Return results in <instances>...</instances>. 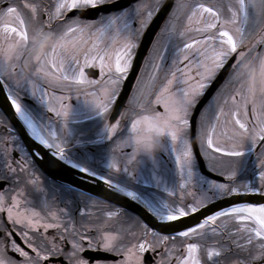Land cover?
<instances>
[{
    "label": "snow or ice",
    "instance_id": "snow-or-ice-1",
    "mask_svg": "<svg viewBox=\"0 0 264 264\" xmlns=\"http://www.w3.org/2000/svg\"><path fill=\"white\" fill-rule=\"evenodd\" d=\"M112 3L113 0H55L54 4L46 0H23V8L30 12V16H26L20 3L0 0V21H3L0 23V88L7 92L6 99L10 101L19 119L31 129L32 135L42 144L54 148V154L58 157L64 153L62 139H51L56 137L54 131L50 133V139L40 134L28 115V105L23 97L30 96L38 100L51 112H55L57 117L65 118L69 105L63 103L65 97L41 88L34 77L43 78L55 87H63L65 81L94 86L95 91L87 95L91 96L93 105L106 119L122 78L132 66L139 37L148 22L162 8L165 0H136L131 10L135 20H138V26L125 29L123 34L118 29L114 30L115 34L109 36L112 44L101 47L99 37L109 35L113 31L111 29H115V17H111L107 22L104 16H100L98 20H88L84 17L88 12ZM257 5L264 6V0H236L235 5H229L231 17L224 18L221 14L223 5L213 6L200 2L189 4L185 0L182 5H173L161 32L157 33L160 35L165 29L169 31V39L174 41L176 50L173 64L179 60L186 63L182 70H169L165 73L166 82L155 93L154 101L150 99V91L145 93L142 90L135 108L141 105L149 108H152L153 104L163 105V112L152 108L156 115L153 126L157 127L158 131L166 130L174 144L178 140L182 141L178 146L176 159L182 172L186 170L187 175L165 205L163 214L155 217L156 223L149 225L139 218L125 216L124 227L108 231L105 230V223H96L89 219L79 226L64 224V232L61 233L60 218L55 213L49 215L58 222H48L47 218L42 217L35 209L20 207L17 195H13L9 203L6 193L0 192V210L7 212V222L0 220V264H100L99 260L93 261L91 257L86 256V250L115 253L122 257L116 264H146L144 257L151 251V264H171L178 248L181 251L180 255L175 257L176 264H264V203H233L182 229H177L173 223L233 194H260L264 198V145L261 146L262 150L258 156V185L237 183L234 178L233 159L240 155L246 138L250 139L254 146H257L258 136L264 138V108H261L257 125L249 127L244 120L238 118L242 105L236 102L233 95V103L228 111H225L224 104L217 103L207 114L201 113L191 142L189 137L193 106L230 57L237 54L235 62L231 64L229 82L236 81L233 72L242 55L254 56L260 61L261 68H264V50L255 51L256 45H264V35L254 31L257 25L264 31V13L256 11ZM178 8L188 9L187 22L195 27L180 30L178 33L174 27H168L170 23H175ZM72 10L74 15H66ZM29 18L37 19L52 31H57V27L52 23L56 21L58 31L64 33L66 41L50 52L44 65H34V72L29 70L25 73L24 69L17 71L16 61L20 55L16 49L27 46L28 33L25 25ZM187 31H194L201 38L187 37V42L175 41L176 35L185 37ZM115 36L121 39L117 41ZM155 43L156 41H153V44ZM246 43L250 45L248 50H241ZM149 51L151 52V49ZM157 56H162V53L158 52ZM148 59L146 58V62ZM90 62L98 64L101 80L85 77L82 65ZM151 63L155 68L161 67L155 58H152ZM149 75L152 78L156 76L155 73ZM178 83H182L183 87L178 86ZM239 85L238 91L246 103L244 86ZM256 111L257 109L253 108L254 114ZM125 114L122 112L120 115L123 117ZM244 115L246 116V112ZM118 123L119 121L110 125L105 123L109 136L117 129ZM140 124V120L132 119L131 128L136 129ZM43 127L41 125V128ZM127 142L128 137L120 141ZM197 142L201 154L210 165V170L224 176L227 181L210 180L208 189L200 192L193 191L192 173L188 167L194 155L193 144ZM11 146H3L4 156L8 155ZM109 168H117L116 163L110 162ZM82 171L95 175L89 173L88 169ZM13 177L18 179L16 169L8 163L5 169L0 170V179ZM99 179L106 181L110 188L116 187L111 175L99 176ZM95 202L108 207L104 201ZM81 212L84 213L85 210L81 209ZM106 216L116 217V212L108 211ZM13 227L19 230V237L26 247L15 238ZM39 228L56 229L60 242L57 243L46 233L39 232ZM218 233L230 241L231 248L215 239ZM210 240L214 246H208ZM65 243L70 247H64ZM10 250L18 254L19 258L11 255Z\"/></svg>",
    "mask_w": 264,
    "mask_h": 264
},
{
    "label": "flooded vegetation",
    "instance_id": "flooded-vegetation-1",
    "mask_svg": "<svg viewBox=\"0 0 264 264\" xmlns=\"http://www.w3.org/2000/svg\"><path fill=\"white\" fill-rule=\"evenodd\" d=\"M11 2L20 3L21 8L23 7V0H11ZM46 2L54 4L55 0H46ZM187 2L189 4L200 2L213 6L223 5L221 14L224 18L231 17L229 5L236 4V0H187ZM135 3L131 4L124 10H119L109 14H100L98 16L97 20L100 16H104L106 22L111 17H115L116 20L115 29H111L113 31L109 35H101L99 37L101 47H108L112 44V40L109 38V36L115 34L114 30L118 29L123 34L125 29H131L138 26V20H135L134 12L131 10L132 6ZM184 3L185 0H173L172 5L157 33L161 32V28L165 24V20L168 18L169 13L173 10V5H182ZM187 15L188 9L178 8L175 13V23H170L168 27H174L176 33H178L180 30L195 27L194 25L188 24ZM150 21L148 22V24L150 23ZM0 23H3V21H0ZM52 23L57 27L58 31L59 27L56 21H53ZM254 31L259 35H264V31H261L259 25L256 26ZM157 33L153 38V41H156V43L153 44L152 41L150 47L148 48V51L139 67L137 76L123 102L121 110L112 119H110V113L121 93L124 81L132 66L129 68L127 75L122 78V82L118 88L116 99L112 102V107L109 109L106 119L104 115L99 113V111L93 105L91 96L87 95L95 91L94 86L80 85L75 81H65L63 87H55L49 85V83L43 78L34 77L36 83L39 84L41 88L47 89L49 93H55V95L57 96L65 97L63 103L69 105L67 116L65 118L57 117L55 112H51L46 106H44L43 103L39 102L38 100L33 99L30 96L23 97L24 102L28 105V115L30 116L32 122L37 126L40 134L45 136L46 139H50V133L54 131L56 133V137H51V139H56L57 137L62 139L64 145V153L60 157L66 164L80 170L88 169L89 173L95 175L97 174L96 176L98 177L111 175V177L114 179L115 185L123 189L127 188V184L136 177L137 173H131L133 176L130 177L129 175H122V172H126V174H129L131 171L135 170V168L138 167V164L140 165L141 170L143 167V169L145 170L152 165V160L151 162L148 161L147 156L143 154H136L133 152L130 142H127V145H125L124 147L121 146L125 143H120V141H122L129 135L131 121L133 119L131 112L133 110H136L135 105L138 98H140L141 91L143 90L145 93L150 91L152 93L150 99L154 101L156 98L155 93L158 92L162 84L166 82L164 80L165 73L169 70H182L186 63V61L179 60L175 65L173 64V61L176 59V50L174 41L169 39V31L165 29V31L160 35H157ZM142 34L139 37L137 47ZM187 37H193L196 39L201 38L194 31H187L185 37L176 35L175 41L179 42L180 40H183L184 42H187ZM115 39L119 41L121 37L115 36ZM179 46L182 47V44H180ZM249 47L250 45L246 43L244 46H242L241 50L247 51ZM150 49L151 52L149 51ZM261 50H264V45H256L255 51L259 52ZM158 52L162 53V56H157ZM24 58V54H21L19 60L16 61L18 64L17 71L23 69ZM146 58H149L147 62ZM152 58L156 59V62L161 66L160 68L153 67L151 63ZM134 59L135 55L133 57V61ZM81 61H83V55H81ZM33 66L30 69L32 72H34ZM82 66L85 71V77L97 81L102 79L97 63L90 62ZM219 72L220 71H218V73ZM150 73H155V78L150 77ZM218 73L215 75L212 82L214 81ZM192 75L195 81V70H193ZM228 78L229 72L217 87V89L209 97L203 109L206 106H209V112L210 109H212L217 103H219L224 104L225 111H228V109L231 107V98H233L232 89H234L233 87L235 86V88H238V82H229ZM104 79H106V77ZM211 83L206 87L205 91L208 89ZM139 85L140 89L138 88ZM178 86L183 87V84L178 83ZM173 90H175V87L173 88ZM77 92H79V95H77ZM203 93L197 99L196 103L199 101ZM37 95H39V93H37ZM225 96L227 97V100H225ZM130 97L131 99H129ZM235 98L238 97L235 96ZM241 105L242 108L240 111L242 120H244L249 127L256 125L258 117L260 116H257L256 113L260 114L261 109H257L256 113L254 114L253 106L250 103L244 102ZM57 107H59V104H57ZM152 108H154L156 111H164L162 104H153ZM122 112L126 113L123 117H121L120 115ZM201 112L202 111H200L197 119L199 118ZM245 112L246 116L244 115ZM118 121L119 123L117 124V129L112 133L111 136H109L107 129L105 128V123L110 125L116 124ZM41 125H43L44 127L41 128ZM245 140L246 144L243 143L241 147L243 148V164L242 168H240V170L238 171L239 181L241 180V182L248 183L249 185L255 183L258 185V156L260 155L262 150L261 146L264 145V138H257V146H254L252 141H250L248 138H246ZM163 143V149L157 151L151 158L154 160H161V162L163 161L162 163L170 166L167 155V153L169 152L168 150H171L169 153L172 154V160H174L177 156L178 146L182 143V141L178 140L174 144L168 134H165ZM5 144L12 145L8 149L7 156H4L2 152L3 146ZM42 145L50 151H55V149L52 147L46 146L44 144ZM124 154L126 155V158L122 157ZM22 157L23 162H21ZM136 157H140L141 159H139L138 161H133ZM193 159L194 157H192L191 163L188 167L194 169L195 172H197L198 177L201 178L197 170V166L193 165ZM172 160L171 163H173ZM110 162H115L117 168L110 169ZM8 163H11L12 166L16 169L18 179L16 177L7 180L0 179V192L6 193V199L9 203L11 202V197L13 195H17L19 198L20 207L24 209H35L40 213L42 217H46L48 222H58L56 219L49 215V213H55L56 216L60 218L59 222L61 223V233L64 232V224H67L69 226H79L82 223H86L89 219L96 223L103 222L105 223V230L113 231L125 226V216L128 218H138L135 215L108 203H106L108 207H103L99 203L95 202L101 200L91 198L77 191L59 185L45 176L29 155V152L24 147L21 139L18 137L13 127L0 112V170L5 169ZM191 165L192 167H190ZM123 167H125L126 170H122ZM146 173L147 170L145 172V175ZM140 174L143 175V173ZM222 182H227L226 178H223ZM195 186V182H193V189L197 191V189L194 188ZM189 202H191L190 198ZM81 209H84L85 212L82 213ZM108 211L116 212V217H107L106 213ZM0 220L7 222L6 211L0 210ZM13 231L16 234L15 238L17 239V241L20 242L22 246L26 247L22 238L19 237V230L13 227ZM38 231L44 232L49 237L54 238L57 243L60 242V235L59 233H57L56 229L39 228ZM93 234H95V232ZM223 238L224 237L219 233L215 237V239L218 240L221 244H225L227 247L231 248L232 245L230 241H227ZM63 246L70 247V245H68L67 243H65ZM208 246H214L211 240L208 241ZM180 251L181 250L178 248L175 253V257H178L180 255ZM10 254L16 255L17 258H19L18 254L11 252V250ZM85 255L91 257L93 261L99 260L100 264H116V262L122 258L121 256H117L115 253L102 250H86ZM175 257L171 260V264H176ZM144 259L146 261V264H151V261L153 259L152 252H147Z\"/></svg>",
    "mask_w": 264,
    "mask_h": 264
},
{
    "label": "water",
    "instance_id": "water-1",
    "mask_svg": "<svg viewBox=\"0 0 264 264\" xmlns=\"http://www.w3.org/2000/svg\"><path fill=\"white\" fill-rule=\"evenodd\" d=\"M136 0H116L110 5H104L96 10L90 11L84 17L88 20H94L99 14H109L112 12L119 11L128 7L130 4L135 3ZM173 0H166L162 8L157 12L155 17L152 19L150 24L145 29L139 45L136 50L135 59L132 63L130 72L124 81L121 93L112 108L110 113V119L121 110L123 102L130 91V88L135 80L138 73L139 67L143 61V58L148 50L153 37L163 22L167 12L170 9ZM75 12L71 11L67 15L72 16ZM235 62V55H233L227 62V64L220 70L214 81L211 83L207 91L204 93L202 98L199 100L190 118V142L191 137H194L195 120L201 107L209 99L217 86L223 81L228 72L230 71L231 64ZM7 92L0 88V112L8 120L10 125L13 127L18 137L21 139L24 147L29 152V155L38 166L40 171L52 181L59 185L80 192L89 197L104 201L116 207H119L143 220L149 225L155 224V215L149 210H146L142 205L136 203L134 200L125 196L124 191L114 187L110 188L107 183L80 171L64 161H61L55 157L49 150H47L42 144L34 139L30 132L26 129L23 121L15 114V110L11 107L10 101L6 99ZM193 153L197 163L198 170L200 173L210 179L221 181L222 179L209 171L206 170L204 161L200 156L196 143L193 144ZM249 202V203H264V198L260 194H233L229 197L221 198L214 201L204 208L200 209L195 214H190L189 217L181 218L178 222H173L177 229L191 226L195 222H199V219L203 216L211 214L213 211L219 208L229 206L233 203Z\"/></svg>",
    "mask_w": 264,
    "mask_h": 264
},
{
    "label": "clouds",
    "instance_id": "clouds-1",
    "mask_svg": "<svg viewBox=\"0 0 264 264\" xmlns=\"http://www.w3.org/2000/svg\"><path fill=\"white\" fill-rule=\"evenodd\" d=\"M256 11L264 13V6L257 5ZM25 27L28 33L27 46L16 51L19 55L24 54L23 69L27 73L33 65H44L50 52L54 48H59L66 41V36L61 31L49 30L46 25L34 18H29ZM5 44L7 46V42ZM233 76L244 86L247 102L255 109L264 108V68H261L260 61L252 55H242ZM131 115L133 119L141 121L136 129H129L128 139L132 150L136 154L151 158L157 151L163 149V138L167 131H158L157 127L153 126L156 120L155 110L148 106H137Z\"/></svg>",
    "mask_w": 264,
    "mask_h": 264
},
{
    "label": "rangeland",
    "instance_id": "rangeland-1",
    "mask_svg": "<svg viewBox=\"0 0 264 264\" xmlns=\"http://www.w3.org/2000/svg\"><path fill=\"white\" fill-rule=\"evenodd\" d=\"M23 9V7H22ZM26 14V16H30V12L26 9L23 10ZM238 88L233 87L234 89H232V97L233 95L237 96L238 98H235L237 103L243 104L244 101L241 98V94L239 93V89H240V85L239 83H237ZM138 88L140 89V85L138 86ZM233 103V98H231L230 101V105L232 106ZM229 105V107H230ZM208 108L209 106H206L201 113H207L208 112ZM257 116H259L260 114H257ZM241 118V115L238 117ZM201 119V114L199 116V118L197 120ZM257 125V124H256ZM259 138V136L257 137ZM250 140V139H249ZM251 141V140H250ZM244 144H246V140H244L243 142ZM122 145V144H121ZM125 145H127V143L123 144L121 147H124ZM199 146V143H198ZM170 149V148H169ZM200 149V147H199ZM169 152L171 150H168ZM242 151L243 148L240 149V155L233 158L234 159V171H235V175L236 173H238V171L240 170V168H242V164H243V155H242ZM167 153L168 155V162L170 164V166H167V164L162 163L161 160H154L152 158H147L148 161L151 162L152 160V165L151 167L147 168V169H140V165L138 164V167L135 168V170L131 171L129 174H126V172H122V175H129L130 177L133 176V173H137L136 177L127 184V191L130 192H136V193H141L143 195V198H141L143 201H147V205L148 207H150L153 212H155L157 215H162L164 212V208L165 205L168 203L170 197L175 194V192L177 191V186L179 188L180 184H181V180L184 179L187 175L186 170L182 172V168L180 165H178L177 163V159L175 158L173 159V156L171 153ZM202 158H204L205 161V165L206 168L213 174L219 175L218 173L212 172L210 170V165L208 163V161L206 160V158L201 154ZM123 158H126V155L124 154L122 156ZM139 159H141L140 157H136L134 158L133 161H138ZM171 160L173 161V163H171ZM129 161V160H128ZM126 161V162H128ZM159 161V162H158ZM191 163V161H190ZM189 163V165H190ZM188 165V166H189ZM180 166V167H179ZM192 167V165L190 166ZM191 169V173H192V181L195 182V187L197 189V192L200 191H204L207 190L209 187V181L210 179L208 178H204L203 176L200 175L201 178L198 177L197 172H195L194 169ZM122 170H126L125 167H123ZM147 170V173L145 175V172ZM132 173V174H131ZM140 173H143V175H141ZM222 178H225L224 176L219 175ZM235 180L236 177H235ZM241 182V180H240ZM155 188V191H152L151 188ZM193 191H195V189H193ZM163 193H167L163 194ZM224 239V238H223Z\"/></svg>",
    "mask_w": 264,
    "mask_h": 264
},
{
    "label": "bare ground",
    "instance_id": "bare-ground-1",
    "mask_svg": "<svg viewBox=\"0 0 264 264\" xmlns=\"http://www.w3.org/2000/svg\"><path fill=\"white\" fill-rule=\"evenodd\" d=\"M26 126V125H25ZM26 129L30 132V134H31V136L34 138V139H36L35 138V136H33L32 135V133H31V130L26 126ZM37 140V139H36ZM39 143H41L39 140H37ZM55 157H57L58 159H60L61 161H64L60 156L58 157V156H56L54 153H52ZM125 194V196H127L128 198H130V199H132V200H134L136 203H138V204H140V205H142L146 210H149L152 214H154L156 217L157 216H159V215H157L155 212H153V210L150 208V207H148V205L145 203V201H143L141 198H139V197H137V196H135V195H132V194H129V193H124Z\"/></svg>",
    "mask_w": 264,
    "mask_h": 264
},
{
    "label": "trees",
    "instance_id": "trees-1",
    "mask_svg": "<svg viewBox=\"0 0 264 264\" xmlns=\"http://www.w3.org/2000/svg\"><path fill=\"white\" fill-rule=\"evenodd\" d=\"M149 187V186H148ZM149 188H151L152 189V191H155V188H152V187H149ZM134 193H136V192H134ZM136 194H138V195H141L142 197H143V195L141 194V193H136ZM163 194H166V195H168L167 193H163Z\"/></svg>",
    "mask_w": 264,
    "mask_h": 264
}]
</instances>
